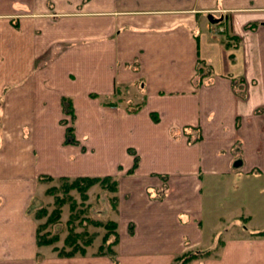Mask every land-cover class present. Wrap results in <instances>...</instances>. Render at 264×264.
<instances>
[{"label": "crops", "instance_id": "obj_1", "mask_svg": "<svg viewBox=\"0 0 264 264\" xmlns=\"http://www.w3.org/2000/svg\"><path fill=\"white\" fill-rule=\"evenodd\" d=\"M106 175L116 259L38 246L46 177ZM229 229L192 264H264V0H0V264H173Z\"/></svg>", "mask_w": 264, "mask_h": 264}, {"label": "trees", "instance_id": "obj_2", "mask_svg": "<svg viewBox=\"0 0 264 264\" xmlns=\"http://www.w3.org/2000/svg\"><path fill=\"white\" fill-rule=\"evenodd\" d=\"M63 109L64 112L69 113L72 118V123L66 126V139L65 142L68 144H78L79 141L76 138L75 135V129L73 120L75 118L73 108H72V102L71 100L64 98L63 99ZM64 123H67V120H64ZM138 158L136 157L134 166L131 170L134 169V167L137 165ZM47 180L52 181V177L47 176ZM61 181L60 186L53 185L49 187L46 190V194H54L56 191H61L64 193H69L71 190L76 189L82 199H88L89 198V189L93 187L95 184L99 183L102 187L105 189H108L111 192H115L118 190V181L109 175L106 176H76V177H66L62 176L58 179ZM71 196V195H70ZM70 196L68 197L70 199ZM72 197V196H71ZM73 198V197H72ZM73 203L71 205V213L73 215V211L75 210V199H72ZM116 202V198L112 199ZM67 199L65 196H59L58 194L54 197V208L51 211V213L48 212V209L46 207H41L40 211L36 212V218L40 219L44 216H47V219L43 223H39L37 227V244L38 246H44V245H53V243L59 241V236H50V233H42V228H45L48 226L49 223L55 222L60 219L62 208L66 204ZM114 202V204H115ZM116 208V206H114ZM72 218V216L70 217ZM74 219V218H73ZM109 220L106 221H93L91 220V223L95 226H103L105 227L106 231L101 236L100 242L97 244V254H106L111 256L112 258L116 259V250L115 245L118 244L119 241V234L117 231L118 224L116 221L108 218ZM69 223H72L73 221L69 219ZM75 229L72 228L70 230L71 232L64 238V244L61 247H58L57 245H54L53 249L57 251L59 255L62 256H74L77 254L85 255L88 253V247L95 244V240L98 237V233H92L89 234V238L87 240H84V237L88 235V231H80L75 232ZM252 236H263L264 230H259L257 232H252ZM222 241L220 242V245L217 247H214L212 249L202 250V249H187L183 251L182 253L178 254L173 264H192V262L199 258H205L209 257L211 255H215L217 252V249L221 247ZM69 247L70 249H67Z\"/></svg>", "mask_w": 264, "mask_h": 264}, {"label": "rangeland", "instance_id": "obj_3", "mask_svg": "<svg viewBox=\"0 0 264 264\" xmlns=\"http://www.w3.org/2000/svg\"><path fill=\"white\" fill-rule=\"evenodd\" d=\"M215 18V17H214ZM222 20H220L219 22H221ZM218 21L214 22L217 23ZM219 24V23H218ZM203 60L200 61L199 63V67L202 70H216L217 69V65L215 61H209L208 59H204L202 57ZM212 64V66L210 65ZM55 110V109H54ZM57 110V109H56ZM55 114L52 111H49V115ZM68 114V118L69 120H67V123H65V125H69L70 124V118L71 115L69 113ZM50 117V116H49ZM51 123V120L49 121ZM64 123V122H63ZM51 125V124H49ZM88 137V136H86ZM68 144V143H66ZM94 159V158H92ZM94 161V160H93ZM96 165L97 167L100 166V161H97L96 159ZM212 181V177L210 175L206 176V180H205V188H204V192L206 193L207 196L209 197H216L217 198V191L216 190H212V185L210 184ZM47 185V187H51L53 185L56 186H60L61 181L54 179V181H50L49 183H45ZM45 185V186H46ZM43 190H41L39 193V198L37 201H34V207L32 209V212L34 214V217H36V212L40 211L41 207H46L48 209V212L51 213V211L54 208V197L55 195H59V196H65V198L67 199L66 204L63 206L62 208V213H61V217L59 220L49 223L48 226H46L45 228H42V233H50V236H59L60 239L59 241L53 243V245H48L49 247H54V245H57L58 247H61L64 244V238L71 232L70 230H72V228H74L75 232H80V231H88V235L84 237V240H87L89 238V234L91 235L92 233H98V237L95 240V246L100 242L101 240V236L104 234V232L106 231L105 227L103 226H95L91 223V220L95 221H106L109 220L108 218L111 217L113 218V216L115 215L116 212H113L111 210V204L113 206H117V202H115L112 199H109V197L115 195V192L110 193L108 192V189H105L104 187H102L99 183L95 184L93 187H91L89 189L88 194L90 193V200H86V199H82L80 193L74 189L71 190L69 193H66L64 195V193L61 191V189L59 191H56L54 194H45L44 192V187L42 188ZM232 191V190H231ZM229 194L225 195L226 197H224V195L221 193L219 195V197L222 198L221 201H219L221 203L222 208V213H225L226 215H228V217H230L232 214L234 213H230V212H237L236 210L232 209V207L227 208L228 204H232L235 201V198H237L235 196V193L233 192H228ZM73 197H71V196ZM70 196V199L68 198ZM75 199V210L73 211V215L71 213V205L73 203V200ZM242 201V200H241ZM115 202V204H114ZM118 207V206H117ZM116 207V208H117ZM243 213V212H242ZM72 216V218H70ZM74 218V219H73ZM38 219V218H36ZM47 219V216H44L43 218L38 219V223H43L45 222ZM69 219H71L73 222L69 223ZM233 222H236L238 224H242L243 219H234ZM233 232L232 229L229 230H221L218 231V234L215 238V244L218 243V241H222V240H226L227 238L231 237V233ZM94 246V245H93ZM208 246L206 248H210L211 245H205ZM92 247V246H91ZM204 248V247H203ZM67 249H70L69 247H67Z\"/></svg>", "mask_w": 264, "mask_h": 264}, {"label": "water", "instance_id": "obj_4", "mask_svg": "<svg viewBox=\"0 0 264 264\" xmlns=\"http://www.w3.org/2000/svg\"><path fill=\"white\" fill-rule=\"evenodd\" d=\"M209 18H210L213 22L218 21V20H217L216 18H214L211 14H210Z\"/></svg>", "mask_w": 264, "mask_h": 264}]
</instances>
